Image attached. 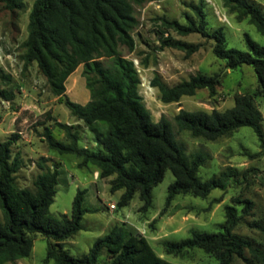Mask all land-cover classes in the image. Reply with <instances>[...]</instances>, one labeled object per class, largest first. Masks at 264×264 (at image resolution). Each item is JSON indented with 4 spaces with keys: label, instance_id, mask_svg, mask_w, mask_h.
I'll return each mask as SVG.
<instances>
[{
    "label": "trees",
    "instance_id": "trees-1",
    "mask_svg": "<svg viewBox=\"0 0 264 264\" xmlns=\"http://www.w3.org/2000/svg\"><path fill=\"white\" fill-rule=\"evenodd\" d=\"M0 1L12 11L22 7V0ZM147 1L151 0H34L28 14L22 56L23 70L36 62L50 91L92 131L96 144L94 148L79 147V131L55 120L65 131L68 141L54 138L49 127H45L49 149L73 154L80 159L79 165H93L100 178L110 177V190H122L119 206L127 205L137 193L139 210L143 212L151 207V190L162 180L166 169L171 171L173 181L167 187L164 209L178 194L205 198L213 189L224 190L238 175L235 169L226 167L201 180L198 169L207 159V153L197 150L186 154L184 146L174 137L170 120L164 116L153 120L142 103L138 72L132 59L127 58L120 47H125L127 52L134 49L130 32L137 24L135 7ZM221 3L238 21L247 19L264 37V15L255 2L221 0ZM203 6L202 0L191 5L197 23L159 19L164 27L179 35L191 32L207 35ZM209 36L214 41L213 54L223 60L227 68L235 69L243 64L253 67L257 78L256 94L264 97V45L244 34L245 50L227 48L221 26ZM165 46L178 48L186 54L199 47L170 37L162 39L160 47ZM79 65L89 91V99L83 104L71 100L65 93V80ZM142 65H146V61ZM9 80L10 76L0 70V98L10 102L12 90L1 86V82ZM149 83L158 90L159 99L169 103L202 88L214 95L220 77L218 73H198L169 85L155 71ZM173 119L180 130L205 140H216L248 126L264 147L262 115L247 93H236L234 104L224 110L181 108ZM18 138L19 133L12 132L0 141V264L27 257L33 235L37 233L48 238L44 261L53 260L54 264H96L102 249L110 258L107 264H182L158 255L144 235L123 223L114 224L106 234L98 237L84 255L67 253L62 242L82 228L81 219L87 211L83 206L85 190L76 191L69 214L50 217L48 209L56 192L58 166L38 163L42 171L33 180L34 189L19 187L15 174L20 159L17 154H11V147ZM235 200L243 203L242 212L247 214L251 200ZM240 217L234 205H226L225 220L219 230L192 231L180 240L162 241L163 249L173 255L200 249L214 257L217 264H237L238 258L248 264H264V249L234 231Z\"/></svg>",
    "mask_w": 264,
    "mask_h": 264
},
{
    "label": "rangeland",
    "instance_id": "rangeland-1",
    "mask_svg": "<svg viewBox=\"0 0 264 264\" xmlns=\"http://www.w3.org/2000/svg\"><path fill=\"white\" fill-rule=\"evenodd\" d=\"M33 1L22 0V7L14 11L7 9L0 1V70L10 76L9 81L1 82V86L13 92L10 102L0 98V141L12 132L19 133V138L11 147V154H17L20 159L15 174L19 187L34 189L33 180L42 171L38 163L49 167L54 164L58 166L56 192L48 209L50 217L69 214L76 191L85 190L83 206L87 211L81 219L82 228L62 242L63 249L70 255L82 256L114 224L123 223L144 235L154 251L170 262L217 264L214 257L200 249L183 255L167 254L162 241H177L189 236L192 231L219 230L225 220L226 205H234L241 216L234 231L264 249V147L260 146L254 131L248 126H242L230 135L205 140L180 130L173 119L181 108L224 110L234 104L236 93H247L261 112L264 133V97L256 94L257 78L253 67L243 64L235 69L227 68L225 62L213 54L214 41L209 36L215 28L221 26L227 48L245 50L244 34L264 45V37L255 26L247 19L238 21L222 5L221 0H202L207 35L199 32L179 35L171 28L164 27L159 18L165 17L180 23L192 20L197 23L191 5L199 0H151L135 7L137 24L130 32L134 39V49L127 52L125 47L120 48L127 58L134 61L140 78L138 92L142 103L153 120H158L160 116L170 120L174 137L184 146L186 154L197 150L207 153V159L198 169L201 180L226 167L235 169L238 174L237 180L224 190L213 189L205 198L178 194L164 209L167 187L173 181L171 171L166 169L162 180L151 190V207L143 212L139 210L137 193L127 205L119 206L118 199L122 190H110V177L100 178L93 165H79L80 159L73 154H60L49 149L44 136L45 127H49L54 138L68 141L65 131L55 124V120L79 131V147L94 148L96 144L92 131L74 117L63 101L50 91L36 62H31L23 70L28 14ZM249 1L255 2L264 15V0ZM167 37L198 44L199 47L190 54L175 47H160L162 39ZM143 61H146V65H142ZM81 70L82 66L79 65L67 77L65 93L71 100L83 104L89 99V91L85 87ZM155 71L169 85L198 73H218L220 84L214 95L202 88L193 95L180 97L178 101L164 103L159 99L158 90L149 83ZM236 198L251 200L247 214L242 212L243 203L237 202ZM32 241L27 257L2 264H54L53 260L44 261L48 238L37 233L33 235ZM245 255H248L247 251ZM109 259L107 251L102 249L96 264H107ZM236 263L248 264L241 258L236 259Z\"/></svg>",
    "mask_w": 264,
    "mask_h": 264
},
{
    "label": "crops",
    "instance_id": "crops-1",
    "mask_svg": "<svg viewBox=\"0 0 264 264\" xmlns=\"http://www.w3.org/2000/svg\"><path fill=\"white\" fill-rule=\"evenodd\" d=\"M72 73H73V72H72ZM72 73H71V74H72ZM18 260H20V259H17L16 261H18Z\"/></svg>",
    "mask_w": 264,
    "mask_h": 264
},
{
    "label": "built area",
    "instance_id": "built-area-1",
    "mask_svg": "<svg viewBox=\"0 0 264 264\" xmlns=\"http://www.w3.org/2000/svg\"><path fill=\"white\" fill-rule=\"evenodd\" d=\"M134 62V61H133ZM135 65V64H134ZM137 70V69H136Z\"/></svg>",
    "mask_w": 264,
    "mask_h": 264
}]
</instances>
